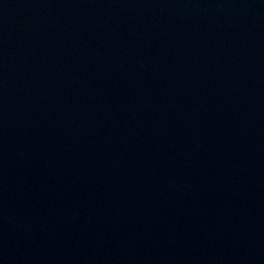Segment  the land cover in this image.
Here are the masks:
<instances>
[{
  "label": "water",
  "instance_id": "water-1",
  "mask_svg": "<svg viewBox=\"0 0 264 264\" xmlns=\"http://www.w3.org/2000/svg\"><path fill=\"white\" fill-rule=\"evenodd\" d=\"M0 264H264V0H0Z\"/></svg>",
  "mask_w": 264,
  "mask_h": 264
}]
</instances>
